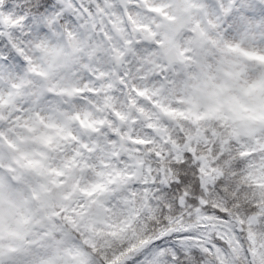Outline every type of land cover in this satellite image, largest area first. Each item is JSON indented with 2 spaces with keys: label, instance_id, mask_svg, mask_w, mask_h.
I'll return each instance as SVG.
<instances>
[{
  "label": "clouds",
  "instance_id": "1",
  "mask_svg": "<svg viewBox=\"0 0 264 264\" xmlns=\"http://www.w3.org/2000/svg\"><path fill=\"white\" fill-rule=\"evenodd\" d=\"M76 4L0 0L29 81L0 88V264H194L216 208L227 264H264V0Z\"/></svg>",
  "mask_w": 264,
  "mask_h": 264
},
{
  "label": "snow or ice",
  "instance_id": "2",
  "mask_svg": "<svg viewBox=\"0 0 264 264\" xmlns=\"http://www.w3.org/2000/svg\"><path fill=\"white\" fill-rule=\"evenodd\" d=\"M85 0H80V4H84ZM96 3L98 4H107L108 0H96ZM65 8L68 10L70 15L68 16L69 19H72L73 22L75 18H79L77 16V13L85 14L84 8H81L79 5L76 4V0H65ZM127 11V9H125ZM97 12H102L103 9H96ZM88 12L91 13L92 9L89 8ZM22 18L24 20H28V16H24L23 14ZM115 15V14H113ZM128 16L131 19V12H128ZM33 23L36 25L37 28V35L39 32L40 27V21L34 20ZM91 26L95 27L97 23L101 25V27L104 24V19L102 16H95L93 15L89 21ZM112 23H115L113 20ZM31 33V29L29 30ZM107 35V33H105ZM71 35V33H69ZM27 62V58L23 57L18 54L17 52H11V53H4V50L0 49V88H2L5 84L10 85L13 88H19L22 84H28L29 81L21 77L20 82L17 83V75L20 71V69L23 67V64ZM127 81L124 80V83ZM134 87V86H133ZM90 91H94V89H89ZM3 93L0 92V95ZM5 177L0 176V182H3ZM7 179H11V177H7ZM91 203H80L77 207L73 208V212H77L81 219H84L88 216V214L91 211ZM59 211V209H57ZM70 224V227L73 229L78 228L79 225L76 223V221L70 217H65ZM214 224L216 225L215 231H214V239H209L206 241L201 248H194L190 250V255L192 258V261L194 264H201L202 261H204L205 255H207L208 252L215 251L216 255L220 258L222 261V264H227V257L225 254V246H230L234 240H238L239 237L236 234L234 228H233V218L230 217L227 209H221L216 208L214 210V213L211 217H209ZM252 221L250 220L249 223ZM54 227H56L54 225ZM61 232H64L63 228L59 229ZM66 235H69L66 233ZM177 236H184V237H191L194 239H202L203 237L201 235H194L193 233L184 232L179 234H174ZM163 239H167V237H164ZM164 245H161L159 240H156L153 242L152 245H149L150 248H160ZM171 250V255L169 256V259H172L173 264H189V261L186 260L185 252L181 251L179 248L175 246V244L169 245ZM174 257V259H173ZM140 264H143V261L140 262Z\"/></svg>",
  "mask_w": 264,
  "mask_h": 264
}]
</instances>
